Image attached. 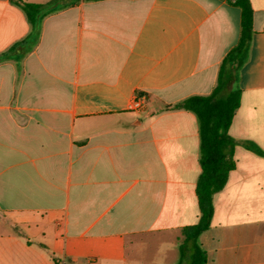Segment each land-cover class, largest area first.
Returning <instances> with one entry per match:
<instances>
[{"label":"crops","instance_id":"1","mask_svg":"<svg viewBox=\"0 0 264 264\" xmlns=\"http://www.w3.org/2000/svg\"><path fill=\"white\" fill-rule=\"evenodd\" d=\"M250 1L230 134L264 151V0ZM234 2L81 1L19 60L5 54L31 25L0 0V264H178L200 218V133L172 107L217 86L241 36ZM234 158L199 241L206 264H264V157Z\"/></svg>","mask_w":264,"mask_h":264},{"label":"trees","instance_id":"2","mask_svg":"<svg viewBox=\"0 0 264 264\" xmlns=\"http://www.w3.org/2000/svg\"><path fill=\"white\" fill-rule=\"evenodd\" d=\"M26 14L31 33L17 42L5 56H17L20 60L38 42L42 21L51 14L76 5L81 1L51 0L46 3H31L25 0H10ZM234 5L242 12L241 36L238 44L224 57L219 71L217 86L209 95L191 96L174 105L194 113L199 122L201 174L196 193L200 218L197 224L182 231L178 264H206L207 252L200 244V236L211 227L214 215V196L224 189L229 175L236 169L234 158L237 146H242L259 156L264 151L249 140H239L230 134L234 116L241 105L242 91L238 87L239 72L247 60L253 34L254 10L250 0H235Z\"/></svg>","mask_w":264,"mask_h":264},{"label":"built area","instance_id":"3","mask_svg":"<svg viewBox=\"0 0 264 264\" xmlns=\"http://www.w3.org/2000/svg\"><path fill=\"white\" fill-rule=\"evenodd\" d=\"M143 107V101L139 98L133 101L132 109L133 110H140Z\"/></svg>","mask_w":264,"mask_h":264}]
</instances>
